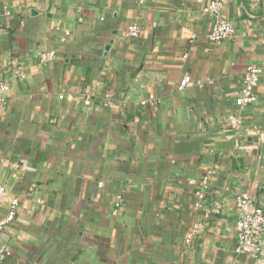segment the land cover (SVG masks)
I'll list each match as a JSON object with an SVG mask.
<instances>
[{"label":"crops","instance_id":"crops-1","mask_svg":"<svg viewBox=\"0 0 264 264\" xmlns=\"http://www.w3.org/2000/svg\"><path fill=\"white\" fill-rule=\"evenodd\" d=\"M212 1L0 0V264H264L235 253L236 199L264 208V0H220V43Z\"/></svg>","mask_w":264,"mask_h":264},{"label":"built area","instance_id":"built-area-1","mask_svg":"<svg viewBox=\"0 0 264 264\" xmlns=\"http://www.w3.org/2000/svg\"><path fill=\"white\" fill-rule=\"evenodd\" d=\"M144 0H140L143 3ZM225 8L224 2L220 0L212 1L208 4L205 11L206 13L216 18L212 32L210 33L209 39L211 42L220 43L231 40L235 35V26L231 21L221 19L220 15L223 13ZM127 36L129 38H137L139 36V29L132 27L128 30ZM56 52H46L39 55V61L41 65L52 63L56 60ZM19 64L18 60H16ZM16 73L21 78H26V72L24 68L18 67ZM263 76V70L255 65H249L246 69L241 92L237 98V105L241 108H245L253 104L257 99V88L261 82ZM202 81H196L191 76L186 75L180 81L179 89L184 90L192 86H203ZM12 90V84L9 81L0 80V109L7 105V96ZM105 107L112 105L110 96L104 97ZM234 128H237V121H234ZM192 185L196 182L191 181ZM208 183V178H205L200 182V189L197 192V196L200 201L196 204V208H202V200L206 198L205 186ZM123 199L119 198L116 204V211L123 205ZM252 199L249 195L243 194L236 199L235 203V216H236V232L237 242L235 247V253L239 256H249L252 258H259L264 255V208L258 210H251ZM19 210V201L13 200L8 208L6 215L0 220V232L7 229L10 224L17 218ZM194 236V235H193ZM192 234L189 239H193ZM10 255V253H6Z\"/></svg>","mask_w":264,"mask_h":264}]
</instances>
